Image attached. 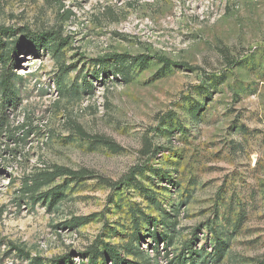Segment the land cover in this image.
<instances>
[{
    "label": "rangeland",
    "instance_id": "374dc122",
    "mask_svg": "<svg viewBox=\"0 0 264 264\" xmlns=\"http://www.w3.org/2000/svg\"><path fill=\"white\" fill-rule=\"evenodd\" d=\"M0 27V264H264V0H0Z\"/></svg>",
    "mask_w": 264,
    "mask_h": 264
},
{
    "label": "trees",
    "instance_id": "16d2710c",
    "mask_svg": "<svg viewBox=\"0 0 264 264\" xmlns=\"http://www.w3.org/2000/svg\"><path fill=\"white\" fill-rule=\"evenodd\" d=\"M1 29V27H0ZM55 35V34H54ZM58 36H55L57 38ZM31 42L38 41L39 43H43V37L41 35H36V38L33 36L28 37ZM59 39V38H58ZM143 56H137L133 58H142ZM18 98L13 90L12 83V75L9 71H4L0 74V152L9 150V152H13L16 148L10 147L11 142L18 143V136L21 134L18 133L17 130L13 129L10 124L9 114L11 109H15L18 105ZM24 132V131H23ZM26 132H29L26 131ZM79 175L83 174V172H75L66 167L54 165L52 171H40L35 174V176L40 179L38 183L46 181L50 178H53L57 175ZM20 251V249H18ZM108 257L111 256L107 254ZM114 264H126L123 260L118 257H113ZM112 260V259H111ZM29 264H41L39 259L35 257L30 261Z\"/></svg>",
    "mask_w": 264,
    "mask_h": 264
}]
</instances>
